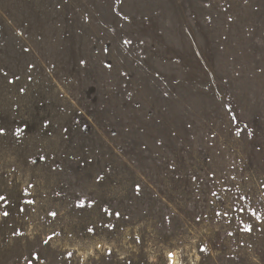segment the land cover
Segmentation results:
<instances>
[{"label":"rangeland","instance_id":"rangeland-1","mask_svg":"<svg viewBox=\"0 0 264 264\" xmlns=\"http://www.w3.org/2000/svg\"><path fill=\"white\" fill-rule=\"evenodd\" d=\"M0 196V264H264V0H0Z\"/></svg>","mask_w":264,"mask_h":264},{"label":"snow or ice","instance_id":"snow-or-ice-1","mask_svg":"<svg viewBox=\"0 0 264 264\" xmlns=\"http://www.w3.org/2000/svg\"><path fill=\"white\" fill-rule=\"evenodd\" d=\"M4 199V197L0 196V200ZM4 215H7V213H4ZM170 256L173 255L172 253L169 254Z\"/></svg>","mask_w":264,"mask_h":264}]
</instances>
